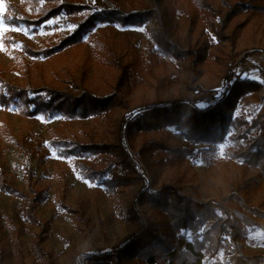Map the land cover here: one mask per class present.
Returning <instances> with one entry per match:
<instances>
[{
	"label": "rangeland",
	"instance_id": "374dc122",
	"mask_svg": "<svg viewBox=\"0 0 264 264\" xmlns=\"http://www.w3.org/2000/svg\"><path fill=\"white\" fill-rule=\"evenodd\" d=\"M67 1L127 13L153 6L149 0ZM7 2L30 14L21 0H0L2 78L30 90L44 86L74 95L114 96L116 101L86 118L28 116L21 111L22 102L0 105V180L10 182L25 198L37 194L40 200L27 215L28 200L0 190V264H92L86 252H108L132 236L140 222L156 229L157 236L175 230L191 240L190 231L169 227L167 213L143 197L163 187L198 202H222L233 216L253 218L259 225L245 227L240 242L245 252L264 254V218L251 209L264 210V0H165L175 43L191 52L180 58L157 48L150 23H99L78 43L31 56L23 44L36 51L58 45L86 12L61 14L34 29L6 24ZM230 71L249 85L236 96L229 130L212 150L207 143L183 139L169 126L132 127L140 114L136 107L156 100L194 99L200 88L220 94ZM58 141L113 150L72 156L54 145ZM123 142L137 169H126ZM175 148L186 153L177 157ZM79 165L95 170L112 166L131 177L119 183L92 180ZM230 253L225 246L215 256H206V264H231ZM111 257L110 264H146L136 256Z\"/></svg>",
	"mask_w": 264,
	"mask_h": 264
},
{
	"label": "trees",
	"instance_id": "16d2710c",
	"mask_svg": "<svg viewBox=\"0 0 264 264\" xmlns=\"http://www.w3.org/2000/svg\"><path fill=\"white\" fill-rule=\"evenodd\" d=\"M149 1L153 3L152 7L127 13L119 8L98 11L90 6L67 0H21V4L29 9L30 14L28 15L26 10H20L17 5L7 2L3 19L9 25L36 29L45 21L61 14L74 15L86 12L82 21L76 22L72 32L60 39L58 45L36 51L27 44H23V51L31 56L50 55L64 47L78 43L99 23L131 26L150 23L151 37L162 53L179 58L184 54L190 55V50H182L175 43V25L165 0ZM236 13H238L237 9L234 10L233 15ZM225 83V89L220 94L200 88L197 98L194 99L156 100L144 103L134 109L140 114L133 120L132 127L155 129L169 126L183 139L191 143H207L210 145L208 149L212 150L215 144L223 141L229 130L236 96L249 85V82L246 85L247 82L244 80H238V75L231 71L226 75ZM115 101L114 96L97 98L85 92L74 95L44 86L30 90L17 83L6 81L0 76V105L8 107L11 103L22 102L21 111L28 116L40 113L48 115L60 113L68 117L86 118L102 113L114 105ZM186 101L191 106L184 104ZM54 145L61 147L63 151L72 156L113 150L108 145L82 144L76 141H58ZM158 147H160L159 144L154 145V148ZM121 151L125 156L126 169H137V163L127 152L124 142ZM173 152L178 154L177 157L186 153L180 148L173 149ZM79 168L86 177L101 182L119 183L131 177L120 175L118 170L112 166L101 170L91 169L84 165H79ZM27 174H31V171ZM143 174L140 173L137 176L143 178ZM0 190L28 200L25 204L27 215H31L34 203L40 201L37 194L32 199L25 198L21 190L4 180H0ZM143 191L140 192L143 193ZM143 197L167 213L169 227L176 231L178 228L190 231L193 238L188 240L184 234H176L175 230L165 234L164 237L157 236L156 229H149L143 222H140L138 230L132 236L125 242L113 246L108 252L98 249L86 252L85 255L93 260L92 264H110L111 255H116L117 260L122 257L136 256L146 264H156L159 261H166L168 264H206V256H215L225 246L231 248L229 258L231 264H264V254L245 252L240 242L244 237L245 227L259 225L248 215L233 216L222 202H198L191 196L181 194L171 187H163L157 193H143ZM251 209L258 214L256 216L264 218V210ZM133 210L141 220L140 213L136 209ZM210 264L225 263L212 262Z\"/></svg>",
	"mask_w": 264,
	"mask_h": 264
}]
</instances>
